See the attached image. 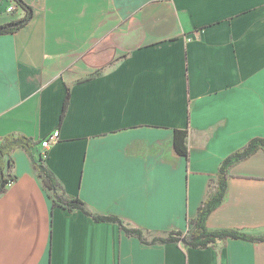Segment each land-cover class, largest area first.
<instances>
[{
	"label": "crops",
	"instance_id": "crops-1",
	"mask_svg": "<svg viewBox=\"0 0 264 264\" xmlns=\"http://www.w3.org/2000/svg\"><path fill=\"white\" fill-rule=\"evenodd\" d=\"M22 1L30 21L0 36V138L58 131L45 166L91 216L55 205L33 165L39 146L13 150L0 264H264V241L148 243L185 234L221 162L264 138V0ZM4 8L0 25L25 14ZM176 129H187L188 159ZM229 175L207 229L263 236L264 152Z\"/></svg>",
	"mask_w": 264,
	"mask_h": 264
},
{
	"label": "trees",
	"instance_id": "trees-1",
	"mask_svg": "<svg viewBox=\"0 0 264 264\" xmlns=\"http://www.w3.org/2000/svg\"><path fill=\"white\" fill-rule=\"evenodd\" d=\"M14 2L16 9L18 7L22 8L25 12L24 16L18 20L11 21L0 25V36L13 34L21 30L30 21L32 17V8L26 5L22 0H5V5ZM69 103V93H67L65 101L62 106L59 124L63 121L65 113L67 111ZM187 129L174 130L173 136V146L175 152L188 159L189 151L187 146ZM45 138V137H44ZM42 140V139H41ZM41 140L34 141L23 135L9 134L3 138H0V195L3 194L7 186L14 181V176H12L8 171L11 168V153L17 148L25 150L30 155L32 150L39 146ZM258 150L264 152V138H254L248 142V144L240 150L232 153L230 156L225 158L219 168L217 173V179L213 187L210 188L209 194L205 201L202 203L198 209L196 217L190 222L187 232L184 234L181 231L169 232L166 236H154L148 243L151 244H177L182 243L184 246L193 249H207L210 247H215L216 245L226 241L227 239H241L249 242H263L264 235L261 237H254L241 233L235 230H208L206 227V219L211 212H213L223 201L227 181L230 177L229 170L235 164L246 160L251 155L256 153ZM48 152L46 153V158L44 159L40 154L37 159L32 158L34 168L48 189L53 193L55 205L62 207L68 211H81L87 216H91L85 207V204L78 198H69L65 195L62 188L56 183L52 173L45 166V161L47 159ZM95 222H106L116 224L120 230L124 231L128 236H136L142 241L144 239V233L134 227L129 226L123 220L115 216H92Z\"/></svg>",
	"mask_w": 264,
	"mask_h": 264
},
{
	"label": "built area",
	"instance_id": "built-area-1",
	"mask_svg": "<svg viewBox=\"0 0 264 264\" xmlns=\"http://www.w3.org/2000/svg\"><path fill=\"white\" fill-rule=\"evenodd\" d=\"M5 2V0H0V4ZM5 12L11 14L16 10V5L14 2L10 1V3H7L5 5ZM59 135L58 131H53L49 135H47L45 138L39 142V147L41 148L40 155L45 159L46 153L48 152L49 148L52 144L56 143L58 141Z\"/></svg>",
	"mask_w": 264,
	"mask_h": 264
}]
</instances>
